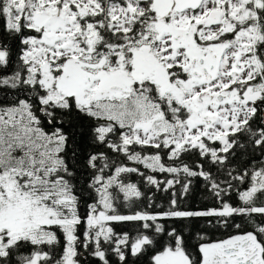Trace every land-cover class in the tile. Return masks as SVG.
<instances>
[{
    "label": "snow or ice",
    "instance_id": "snow-or-ice-1",
    "mask_svg": "<svg viewBox=\"0 0 264 264\" xmlns=\"http://www.w3.org/2000/svg\"><path fill=\"white\" fill-rule=\"evenodd\" d=\"M0 264H264V0H0Z\"/></svg>",
    "mask_w": 264,
    "mask_h": 264
},
{
    "label": "trees",
    "instance_id": "trees-1",
    "mask_svg": "<svg viewBox=\"0 0 264 264\" xmlns=\"http://www.w3.org/2000/svg\"><path fill=\"white\" fill-rule=\"evenodd\" d=\"M197 198L199 199V196Z\"/></svg>",
    "mask_w": 264,
    "mask_h": 264
}]
</instances>
